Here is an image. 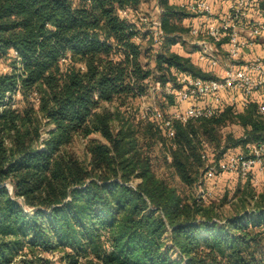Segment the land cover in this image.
I'll return each mask as SVG.
<instances>
[{
    "label": "trees",
    "instance_id": "trees-1",
    "mask_svg": "<svg viewBox=\"0 0 264 264\" xmlns=\"http://www.w3.org/2000/svg\"><path fill=\"white\" fill-rule=\"evenodd\" d=\"M170 1L157 0L166 39L153 71L146 34L134 41L142 0H0V59L10 68L0 73V264H264V193L250 177L228 211L183 196L156 177L121 116L155 76L214 78L171 51L194 25L183 26L188 15ZM261 99L173 124L172 166L186 186L214 162L205 143L264 144ZM229 124L244 131L237 141L221 133ZM144 126L151 142L170 143L163 119ZM76 137L87 140V164L71 149Z\"/></svg>",
    "mask_w": 264,
    "mask_h": 264
},
{
    "label": "built area",
    "instance_id": "built-area-1",
    "mask_svg": "<svg viewBox=\"0 0 264 264\" xmlns=\"http://www.w3.org/2000/svg\"><path fill=\"white\" fill-rule=\"evenodd\" d=\"M228 1L227 10L220 16L207 0H186L179 5L188 19L194 18L200 22L192 27L189 34L196 40L192 45L198 48L200 60L207 62L211 69L224 70L222 76L208 80L177 72L175 75L179 88L166 84L164 91L175 98L176 108L166 118L157 109H154V113L156 119H163L165 127L169 129L167 140L170 143L175 138V122L187 124L190 121L211 119L225 104L234 106L241 103L246 107L257 94L262 96L259 112L264 115V55H257L249 62L244 61V55L260 45L259 41H264V12L260 8V0ZM120 16L131 19L128 10L121 11ZM139 24L142 32L135 36L136 43H141L142 35L146 34L156 44H164L166 35L160 17L140 15ZM224 38L228 42L224 46L223 55L218 45ZM157 88H162L161 83H157ZM149 111L146 109L142 113L143 120L147 119ZM220 169L230 174L238 173L242 179L248 178L254 169L263 172L264 144L253 146L249 156L229 157L220 165ZM216 173L215 165L207 167L204 179L211 180Z\"/></svg>",
    "mask_w": 264,
    "mask_h": 264
},
{
    "label": "rangeland",
    "instance_id": "rangeland-1",
    "mask_svg": "<svg viewBox=\"0 0 264 264\" xmlns=\"http://www.w3.org/2000/svg\"><path fill=\"white\" fill-rule=\"evenodd\" d=\"M151 1L152 0H142L143 3L138 10L141 17L146 16L159 18L161 9L158 7L156 8V6ZM171 1L176 5H180L181 2L186 0ZM132 19V21H134V18ZM136 19H138V22H140V17H136ZM190 20H192L193 23L197 22V20L194 18H187L185 21L187 23L190 22ZM193 41L196 40H193L191 36L190 38L186 37L182 40L180 38L178 39V44L172 45L170 49L176 55H179V53L183 55H193L198 51V48L196 46L191 45ZM142 44L144 51L148 50V47L151 46L149 55L144 60V63L148 65V69L154 71L156 66L155 59L159 53L164 52L165 44L158 45L154 42V40L148 38H146V40ZM259 44L263 43L259 41ZM261 50L263 51V48H261ZM9 69V63L0 59V73H7L9 72ZM221 70H224V68H222ZM175 74L176 72L174 73V75L172 74V76L167 75V77L163 78H161L160 76H155L157 78L150 79L148 81V94L143 98L136 100L134 103H131L127 108H121V116L123 115L126 119L133 120L135 131L140 140V143L143 145L142 150L151 160L153 172L156 177L167 182L171 187L175 188L183 196H189L197 199L201 198L205 203H215L218 206H222L225 211H228L230 207L229 203L233 200L232 197H234L235 192L241 187H246L248 178L242 179V177L238 173L230 174L222 172V170L220 169V165L222 163L224 164L225 161L231 156H249L253 149V145H248L246 149L233 147L234 142L229 143V139H226L225 142L222 141L221 144L213 143L214 146H210L208 143H205L204 146L206 150L203 149L204 151H202V155L205 154V160H208V158H210L215 163L213 162V164H211L206 162L203 170L204 173L201 178L202 181H200L198 185H195L194 187H188L181 181L172 166V152L171 150H169L171 147L170 144L172 143H164L160 140L151 142L149 135H146V133L144 132V125H146L147 123H152L154 122V120H156L154 109H157L162 117L168 115V111L170 112L168 106H171L174 103L175 98L173 96H168L164 91V87L166 86V84H170L172 88H179V84L176 81ZM157 83H161V89L157 88ZM106 108L113 113L117 111L116 105H107ZM173 108H176V106ZM146 109H150V114L145 122L141 115ZM119 126L120 119L116 117L114 127L118 128ZM47 128L48 127H46V129ZM221 133L224 138L231 136L233 137V141H237L243 136L244 131L238 125L229 124L226 128L222 129ZM43 135L45 137L46 133L44 132ZM90 139L103 141V139L99 135H91ZM249 146L251 148H249ZM71 149L83 162H85L86 164L89 162L90 156L87 153V140L81 137H76L71 146ZM213 165H215L217 170L215 177L211 180L204 179L207 167ZM254 171H256V169H254L250 173V182L248 181L251 188L253 189L252 192L256 191L257 193H264V180H262L258 176H254ZM253 203L254 202H252V204Z\"/></svg>",
    "mask_w": 264,
    "mask_h": 264
},
{
    "label": "crops",
    "instance_id": "crops-1",
    "mask_svg": "<svg viewBox=\"0 0 264 264\" xmlns=\"http://www.w3.org/2000/svg\"><path fill=\"white\" fill-rule=\"evenodd\" d=\"M155 6L156 8H160L157 0H152L151 1ZM172 4H174L172 1H170ZM209 2L213 5L216 13L218 16H220L222 14V12L226 11L228 6H229V1L228 0H209ZM264 2V0H260V5L261 3ZM153 5V6H154ZM176 5V4H175ZM179 6V5H178ZM261 10L264 12L262 6L260 7ZM161 9V8H160ZM158 11V9H157ZM159 17L161 18V15H162V9H161V13H159ZM189 23V24H188ZM200 22L197 21L196 23H193L192 20H190V22H187L185 21V26L188 27L190 24H193V25H198ZM188 24V25H187ZM190 38V35L189 34H186L184 36L181 37V40L184 39V38ZM262 43H264V41H261ZM178 44V43H177ZM192 45V43H191ZM194 46V45H192ZM224 48V47H223ZM261 48H264V45L260 44L258 46H256L255 48H253L251 51H248L245 55H244V61L245 62H249L251 60H253L255 58V56L257 55H264V51L261 50ZM264 50V49H263ZM178 56H181L183 58H187V59H190L191 62L198 68L202 71V73L204 74H207V75H210L212 77H220L222 76L223 74V70L221 69H211L209 66H208V63L207 62H204V61H201L200 58H199V54H198V51L193 54V55H183V54H180ZM253 175L254 176H258L260 177L262 180H264V171L260 172L258 171V169H256V171L253 172ZM244 182V181H243Z\"/></svg>",
    "mask_w": 264,
    "mask_h": 264
}]
</instances>
